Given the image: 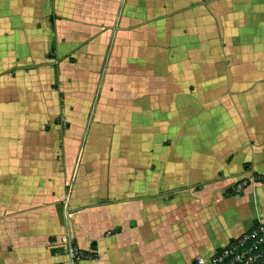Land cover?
<instances>
[{
	"label": "crops",
	"instance_id": "1",
	"mask_svg": "<svg viewBox=\"0 0 264 264\" xmlns=\"http://www.w3.org/2000/svg\"><path fill=\"white\" fill-rule=\"evenodd\" d=\"M259 176L264 0H0V264H210Z\"/></svg>",
	"mask_w": 264,
	"mask_h": 264
},
{
	"label": "built area",
	"instance_id": "2",
	"mask_svg": "<svg viewBox=\"0 0 264 264\" xmlns=\"http://www.w3.org/2000/svg\"><path fill=\"white\" fill-rule=\"evenodd\" d=\"M64 249L72 257L76 254L68 237L64 240ZM210 264H264V219H256L249 228L216 246Z\"/></svg>",
	"mask_w": 264,
	"mask_h": 264
},
{
	"label": "trees",
	"instance_id": "3",
	"mask_svg": "<svg viewBox=\"0 0 264 264\" xmlns=\"http://www.w3.org/2000/svg\"><path fill=\"white\" fill-rule=\"evenodd\" d=\"M259 179H262L264 181V176H259ZM234 189H229V193L233 192ZM81 256H93L95 257V252L93 250H81Z\"/></svg>",
	"mask_w": 264,
	"mask_h": 264
}]
</instances>
